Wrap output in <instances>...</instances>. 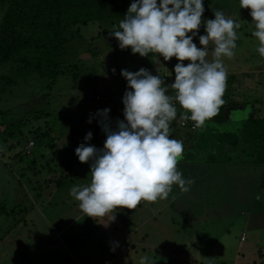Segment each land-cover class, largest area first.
Listing matches in <instances>:
<instances>
[{"label":"rangeland","instance_id":"1","mask_svg":"<svg viewBox=\"0 0 264 264\" xmlns=\"http://www.w3.org/2000/svg\"><path fill=\"white\" fill-rule=\"evenodd\" d=\"M0 4L3 8L4 5ZM203 6L205 11L202 16V23L198 34L193 37V43L198 48L203 47L199 43V36L206 34L205 22L208 19L215 18V10H222L227 17H231L241 24L240 29L237 30L239 39L236 41L235 56L232 59L224 58L228 75H234L233 78L227 77L226 90L223 96L226 115L230 108L235 107L237 101L239 102L238 106L242 105L243 97L245 101L250 100L247 98L250 94L262 100L256 106L261 107L262 112L259 114L264 116V70L260 71L262 66L264 67V58L260 57L255 51L258 42L251 35L254 25L252 24L250 9L240 8L239 0H203ZM207 14L211 16L206 18ZM188 35H192V33H188ZM208 47L210 50L208 59L211 60L214 45L210 43ZM71 49L72 47L69 44L66 58L68 63L77 60L73 56V49L72 51ZM128 49L131 51L130 47ZM133 56L137 61L148 63L151 69L150 73L161 76L165 85L174 82V67L179 63L175 57L172 58L171 62L163 59V61L169 62L163 63L160 59L162 56L158 54L149 53L146 57H141L136 53ZM94 59H100L102 67L100 68L97 65L96 68L95 65L89 64L87 67L82 68L84 71L81 72V78L77 81L68 76H60L54 88L53 96L48 99L51 103L47 114L51 113L50 118L54 117L57 121L63 113L80 114L90 105L97 111V119L90 118L89 113L91 110H89L87 111L88 118L86 122L89 123L88 121L91 119V123H94L99 117L105 119L104 116L98 113L107 108L110 110L107 118L115 117V124L109 126L105 122L101 123L107 124L111 130L115 131L117 121L125 118L124 96L122 98L120 96L121 100L117 104H113V102L106 104V108L101 101L106 92L116 86L115 83L117 85L120 83L118 77L113 76L115 75L113 70L111 71L112 75L109 69H114L118 64V68L121 70L123 65L128 66V64H123L124 55L118 54L117 56V53L111 54V59L116 60V65L110 64L112 60L109 61V58L103 57V53H100ZM137 61H134L130 66H133ZM186 62H183L184 65H186ZM11 64L14 65L12 61L10 63L0 61V109L11 110L10 117H13L15 112L18 111L17 107L21 106L24 101L30 100V96L38 91L39 86L32 82L29 74L16 71L14 68H17V66L13 68ZM260 64L261 67L258 66ZM99 69H106L105 79L95 81L94 77L97 76L90 74L85 76V73L98 72ZM15 78L18 79L17 85L12 86L7 83V80ZM120 80V87H123V91H130L128 81L127 85L124 86V80L122 78ZM228 80H231V82H228ZM245 91L248 94L245 93L244 96ZM95 94H98V97L95 98ZM168 94L172 93L169 92ZM74 97L82 99L81 102L77 103L72 100ZM37 103L36 101L34 105ZM176 106L178 112L183 111L178 104ZM38 107L43 106L39 105ZM31 108L32 106L29 104L27 111ZM242 114L244 115V111L231 110L232 126L242 118ZM44 117L45 115H42L40 118ZM42 121L40 119L35 125L43 126L44 122ZM56 123L58 124V122ZM62 124L64 125V123ZM30 125H33L30 121L24 124V129L27 132ZM176 125L177 123L173 121L170 124V138L182 140L184 145L183 158L178 163V170L183 173L185 179H192L194 183H202V186L207 188L206 191H209L206 200L196 199L192 203L193 209L199 212L201 209L202 213L200 219L199 214L196 217L195 224L199 227L198 231L196 233L190 232L192 243L183 239L187 235V231H185L186 223L181 213L175 219L177 221L175 225L181 231L168 232L167 224L169 219L176 214V206L167 208L166 205L157 223L147 219V214L158 209L161 200L155 203L141 201V207L137 206L132 209L133 212L130 209L118 208L105 218L95 219L85 216L79 209V202L70 196L69 192L73 186L90 183L91 160L83 163L79 169L74 170L68 182L69 184L65 187L56 189L55 187L48 188L46 186L39 189L40 185H45L43 182L44 176H40V174L34 176L32 174V160L38 158V162L40 160L46 162L47 159L51 158V154L42 146L33 147L32 153L27 154L26 147L33 141L30 140L28 144L19 145L24 148L23 150L26 153L24 162L20 165L13 164V156L18 149L8 152L6 146L3 145L6 155L4 157L0 155V207L3 204L7 207V211L0 212V264H103L104 254L110 250L114 251L116 248L121 250L119 253L117 251L113 257V264H139L142 256L148 257L151 264H264V255L258 256V250L264 254V200L262 201L260 197L261 185L255 177L250 180L248 191H253L256 186L253 193V196H256L255 201L253 199L250 204L249 196L235 198L237 185L243 182V179L238 177L241 173L236 170L241 168H237L236 165H240L239 162L242 163L243 161L252 164L258 154L252 152L244 159L241 151H232L226 148L227 137L224 135L220 137L222 136L220 134L224 133H221V131L216 132L218 134V138H216L210 130L206 132L209 139L204 143V147H197L198 150L194 151L192 149L195 147L193 139L185 140L184 135H187L188 130L178 129ZM217 128L226 130L224 124ZM98 131L102 132V129ZM199 132L197 131L196 134H199ZM104 142V140L95 142L91 146L102 149ZM61 144L60 141L59 147H61ZM207 147H213V152L205 151ZM42 152L45 154L44 159L40 157ZM227 160H230L235 166L233 176L217 177L214 174L213 179L208 177L209 167L212 164L218 167ZM38 162L35 163L36 168L41 169ZM22 167H24L22 171L27 173L25 177L19 172ZM39 177L41 179L40 185L36 183V178ZM174 191L176 192L175 189ZM175 192L174 198L182 200L183 197L177 196ZM171 194H169L168 200H171ZM209 204L215 207L216 211L214 212L218 211L219 214L210 216L205 220L204 212L207 208H210ZM248 207L255 211L258 218L245 222L246 216H237L236 214ZM8 212L9 214H6ZM231 214H234V216ZM113 215L115 219L111 220ZM216 217H219L220 220L217 221ZM144 218L146 219L145 226L142 224ZM83 225H86V228H83ZM156 225H160V228ZM243 226L247 227L246 231L242 228ZM136 227L140 230L145 229V233H150L151 238L143 241V238H141L143 234L139 235L140 232H133ZM242 231H245L248 236L247 242L241 240ZM181 245L183 246L180 247ZM240 253L241 256H239ZM243 254L250 255V257L242 256ZM234 260L235 262H233ZM236 261L238 262L236 263Z\"/></svg>","mask_w":264,"mask_h":264},{"label":"clouds","instance_id":"2","mask_svg":"<svg viewBox=\"0 0 264 264\" xmlns=\"http://www.w3.org/2000/svg\"><path fill=\"white\" fill-rule=\"evenodd\" d=\"M239 7L250 9L251 35L258 42L255 51L264 58V0H239ZM204 11L203 0H160L159 4L157 0H135L118 29L114 26L109 31L122 50L130 47L141 57L158 54L165 61L175 57L179 63L170 85L144 68L135 73L121 71L131 89L123 97L126 122L118 120L115 131L103 125L107 138L102 149L85 144L75 149L81 163L92 161L90 183L73 186L69 192L85 216L105 218L118 208L135 209L141 201L165 200L173 185L189 191L186 185L193 180L185 179L178 170L183 141L170 138L176 105L183 110L180 119L194 122V128H203L217 115L224 104L228 77L224 58H234L237 29L241 27L222 10H215V18L205 22L206 34L199 36L203 47L198 48L193 37L198 34ZM210 43L214 45L211 60ZM184 61H189L187 66ZM109 111L106 108L98 114L106 119ZM91 138L92 133H87L85 140ZM139 264L151 262L142 256Z\"/></svg>","mask_w":264,"mask_h":264},{"label":"trees","instance_id":"3","mask_svg":"<svg viewBox=\"0 0 264 264\" xmlns=\"http://www.w3.org/2000/svg\"><path fill=\"white\" fill-rule=\"evenodd\" d=\"M133 2L135 0H0V3L4 5L2 8L0 4V61L8 63L12 61L14 65L11 64V67L17 66L14 68L16 71L29 74L32 82L39 86L38 91L30 96V100L24 101L21 106L17 107L18 111L15 112V116L10 117L11 110L0 109V155L2 157L6 155L3 145L6 146L8 152L18 149L13 156V164L20 165L24 162L25 154H31L32 149L29 152L26 149L25 153L24 148L19 145L28 144L30 140L34 141L33 147L42 146L46 151H49L51 158L47 159L46 162L41 160L38 162V158L32 160V174L44 176V187L40 185V177L36 178V183L40 185L39 189L46 186L60 189L68 185L74 170L83 165L75 154V149L81 144L91 146L92 143L105 141L107 136L103 131L104 123L101 122H105L109 126L115 124V117L106 118L107 122L103 117H99L94 123H87V111L89 110L94 112L92 119H97V111L90 105L80 114L63 113L56 121L54 117L50 118L51 113L47 114L51 103L48 99L53 96L54 88L60 76H68L77 81L81 78V72L84 71L82 68L89 64L95 65V67L99 65L101 68L102 61L100 59L93 60L100 53H103V57L106 59L109 58V61L112 60V53H117V56L123 54V64L126 63L128 66L137 61L128 48L120 49L119 41L114 36L109 35V31L113 30L114 26L118 29L119 22L124 19ZM159 2L160 0H157L158 4ZM209 16L211 15L207 14L206 18ZM69 44L74 51V55L72 52L71 54L77 60L68 63L66 58ZM160 59L163 63L172 61V58L169 62L163 61V57ZM116 60L110 61V64L116 65ZM187 62L189 63V61ZM187 62L185 66H187ZM148 65V63L137 61L130 67L123 65L122 69L119 70L117 64L120 75H113L112 70L109 69L114 77H118L120 83L118 85L115 83L116 86L106 92L101 101L104 107L106 108V104L112 102L117 104L125 94L123 87H120V78L124 80V86L127 85V80L121 75L122 70L135 73L144 68L151 72ZM258 66L261 67L262 65ZM259 67L256 66L257 69ZM105 70L99 69L98 72L85 73V76L90 74L97 76L94 77L95 81L102 80L105 79L107 72ZM263 70L264 67L262 66L260 71ZM172 73L174 72L172 71ZM228 77L233 78L234 75H228ZM7 83L15 86L18 79H9ZM245 93L248 94L245 91L244 96ZM248 95L247 98L250 100L245 101L243 97L242 105L238 106L239 102L237 101L235 107L230 108L227 115L224 110L225 106H220L217 115L206 121L203 128L181 127L176 120L173 122L177 123L178 129L188 130L187 135H184L185 140L193 139L195 147L192 149L194 151L198 150L197 147H204V143L209 139L206 134L208 130L216 138H218L216 132L221 131L224 134H220L222 135L220 137L223 135L227 137L226 148L228 150L241 151L244 159L252 152H256L258 156L254 159V163L264 168V116L259 114L262 112L261 107L256 106L262 100L253 97V95ZM96 96L94 97L96 98ZM72 100L79 103L82 99L74 97ZM36 101L38 103L34 105ZM29 104L32 108L27 111ZM39 105L43 107L40 108ZM231 110L244 111V115H241L242 118L234 126H232ZM42 115L45 117L40 118ZM178 115L177 112V118ZM40 119L44 122L43 126H36V122ZM28 121L32 122L33 125H30L27 132L24 129V124ZM121 121L126 122L125 118ZM223 124L226 126L224 128L226 130L217 128ZM214 128L217 129L214 130ZM97 129H102V132ZM197 131H200L199 134H196ZM89 132L93 133L92 138L85 140V136ZM60 141L62 142L61 147H59ZM205 151L213 152V147H207ZM40 157L44 159L45 154L42 152ZM36 162L39 163L41 169L36 168ZM23 168L19 172L25 177L27 173L22 171ZM0 208L1 213L7 211L5 204ZM258 255L263 256L264 254L258 250Z\"/></svg>","mask_w":264,"mask_h":264},{"label":"crops","instance_id":"4","mask_svg":"<svg viewBox=\"0 0 264 264\" xmlns=\"http://www.w3.org/2000/svg\"><path fill=\"white\" fill-rule=\"evenodd\" d=\"M216 129L217 128H214V130H216ZM227 159H230V158H227ZM239 163H240V165H236V166H237V168H241V169H236V170H237V172L241 173L238 177L243 179V182H241L237 185L235 198H239V196L244 198V196L246 195L247 197L249 196V198H248L250 200L249 204L253 201V199L255 201L256 196L254 197L253 193L256 190V186L253 189V191H248L249 182L252 178L255 177L256 180L258 181L259 185H261L260 190L262 192L260 194V197H261V200L263 201L264 200V168H262L261 166H257L255 163L247 164L244 161L242 163L241 162H239ZM189 164H191V163H189ZM248 165H249V167H248ZM209 168H210V172L208 174V177H210L211 179H213L215 177L214 174H216L217 177L218 176L224 177L225 175L233 176L235 173V166L233 165L232 162H230V160H227L226 162L221 163L218 167H215L212 164L211 167H209ZM257 181H256V184H257ZM186 187L189 188V191L184 192V191H181V189L179 188L178 185H173L172 192H171L172 194L170 193L172 195L171 200H168L169 198L165 199L166 201L161 200V203L157 207L158 209L151 212L150 214H147V219L153 220L157 223L158 219L162 215L163 209L165 208L166 205H167V208H171L173 206H176L177 207L176 214L172 218L169 219V223L167 224L168 225V232H171L174 230L176 232L181 231L175 225V223L177 222L175 219L177 217H179L181 214H183V219L186 223L185 231H187V235L184 236L183 239L186 240L187 242L189 241L190 243H192L191 242L192 236H191L190 232H192V231L197 232L198 231L199 227H197V225L195 224L197 221L196 217L199 214V219H200V216L202 214L201 209H200V212L193 209L192 203H194L196 201V199L197 200H206L207 196H208L207 194L209 193V191H206L207 188L202 186V183H194L193 182L191 185H186ZM174 189L176 190V192L174 191ZM174 192H175V194H177V196H179V195L182 196L183 197L182 200H180L179 198H174V196H173ZM141 205L142 204H139L138 207H141ZM209 205H210V208H207L206 211L204 212V219L205 220H207V218L210 216H217L219 214L218 211L214 212V211H216L215 207H212L211 204H209ZM249 208L250 207H248L247 209L244 208L243 210L238 211L236 215L237 216H239V215L246 216L245 222H247L248 220L251 221V219L258 218V215H256L255 211H253L252 209H249ZM131 211L133 212V210H131ZM231 215L234 216V214H231ZM216 220L219 221L220 218L216 217ZM142 224L145 226V224H146L145 218L142 219ZM85 226L86 225H83L82 227L86 228ZM156 226H158L160 228V225H156ZM136 228L133 230V232H135V233L140 232L139 235L143 234L141 237V238H143L142 239L143 241H145L147 238H151L150 233L149 234L145 233V231H144L145 229L140 230V229H138V228L136 229ZM242 228H244L245 231L247 229L246 226H243ZM245 231L241 232V240L244 242H247L248 236H247ZM165 242L168 243L167 241H165ZM183 245H181L180 247H182ZM132 246H134V245H132ZM184 246H186V245H184ZM253 248H255V247H253ZM120 250L121 249L117 250V248H116L114 251L110 250V251L106 252L103 256V259L110 258L112 261L113 257L116 255V252L118 251V253H119ZM239 256H241V253L239 254ZM242 256H245L247 258L250 257V255L246 256L244 254ZM233 262H235V260ZM237 262L238 261H236V263Z\"/></svg>","mask_w":264,"mask_h":264},{"label":"built area","instance_id":"5","mask_svg":"<svg viewBox=\"0 0 264 264\" xmlns=\"http://www.w3.org/2000/svg\"><path fill=\"white\" fill-rule=\"evenodd\" d=\"M111 70H113V72L115 73V74H117V70H116V68H114V69H111ZM98 97V96H97ZM90 118H93V115H94V112L91 110L90 111ZM180 114H181V112L179 113V115H178V118H177V123L181 126V127H187V128H192V129H196V128H194L193 127V123L194 122H192V121H182L181 119H180ZM35 144H34V141H31V143L26 147V149H27V151L29 152L32 148H33V146H34ZM104 264H112V261H111V259H109V258H105L104 259Z\"/></svg>","mask_w":264,"mask_h":264}]
</instances>
